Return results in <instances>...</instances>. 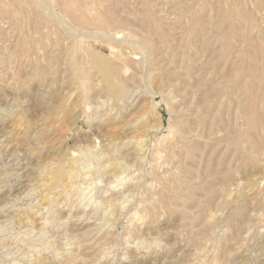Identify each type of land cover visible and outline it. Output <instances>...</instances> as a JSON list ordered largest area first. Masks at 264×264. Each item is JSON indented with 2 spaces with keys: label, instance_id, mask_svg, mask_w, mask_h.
<instances>
[{
  "label": "rangeland",
  "instance_id": "374dc122",
  "mask_svg": "<svg viewBox=\"0 0 264 264\" xmlns=\"http://www.w3.org/2000/svg\"><path fill=\"white\" fill-rule=\"evenodd\" d=\"M37 263L264 264V0H0V264Z\"/></svg>",
  "mask_w": 264,
  "mask_h": 264
},
{
  "label": "bare ground",
  "instance_id": "6f19581e",
  "mask_svg": "<svg viewBox=\"0 0 264 264\" xmlns=\"http://www.w3.org/2000/svg\"><path fill=\"white\" fill-rule=\"evenodd\" d=\"M109 68V67H108ZM106 73V72H105ZM109 73V72H108ZM107 75V74H106ZM108 76V75H107ZM109 77V76H108ZM110 78H111V76H110ZM111 80V79H110ZM109 80V81H110ZM108 85H110V84H108ZM107 86V85H106ZM115 86V85H114ZM112 88V87H111ZM114 89H116V87H114ZM112 90V89H111ZM107 91V90H106ZM117 91V90H116ZM116 92L114 91V95L112 94L111 96H112V98L114 99V97L116 96V94H115ZM109 95V94H108ZM120 95V94H119ZM111 98V97H110ZM120 98V97H119ZM117 99V98H116ZM116 99H115V101H116ZM117 102V101H116ZM144 146V145H143ZM141 148V147H140ZM145 149V148H144ZM142 150V149H141ZM143 152V151H142ZM87 154V153H86ZM88 155V154H87ZM97 155V154H96ZM99 155V154H98ZM96 158H97V156H95ZM104 157V156H103ZM111 158V157H110ZM84 159H85V157H84ZM87 159V158H86ZM98 159V158H97ZM107 159V158H106ZM67 160V165H61L58 169H57V171L55 172V178L53 179V178H51V180L53 179V181H49L50 183H48V184H54V185H56V186H58V185H60L61 184V186L62 185H66L67 186V184L69 183V182H67V178H69L70 177V175L74 172V171H77V168L75 167V161H73V160H71V159H66ZM70 160V161H69ZM108 160V159H107ZM110 160V159H109ZM76 161H78V160H76ZM88 161V160H87ZM103 161H104V159H103ZM79 162V161H78ZM77 162V163H78ZM81 162V161H80ZM83 162H85V161H83ZM96 162V161H95ZM101 162V161H100ZM109 162V167L111 168V170L112 169H117V168H119V166H121V164H120V162H119V160H116V159H112V160H110V161H108ZM65 163V164H66ZM122 163V162H121ZM64 164V163H63ZM83 164V163H82ZM123 164V163H122ZM88 165H90V164H88ZM101 165V164H100ZM106 165H108L107 163H106ZM105 165V166H106ZM83 166V165H82ZM93 167V166H92ZM91 167V168H92ZM123 167V166H122ZM102 168V167H101ZM51 169V168H50ZM81 169V168H80ZM90 170V169H89ZM102 170H104V169H102ZM101 170V171H102ZM107 170V169H106ZM105 170V171H106ZM97 171H99V170H97ZM116 171V170H115ZM90 173V172H89ZM96 173V172H95ZM99 174V173H98ZM73 175H75V173L73 174ZM73 175H71L72 177H74ZM50 176V175H49ZM97 176V175H96ZM50 178V177H49ZM71 179H73V178H71ZM50 180V179H49ZM44 181V180H43ZM70 181V180H69ZM48 182V181H47ZM45 184H46V182H45ZM47 184V185H48ZM70 184H71V182H70ZM51 186L52 185H50V187H48V188H51ZM65 186V187H66ZM43 187H45L44 186V183H43ZM46 187V188H47ZM54 186H52V188H53ZM68 187V186H67ZM55 188V187H54ZM131 188V187H130ZM126 189V188H125ZM54 190V189H53ZM67 191V190H66ZM70 191V190H69ZM126 191V190H125ZM130 191H131V189H130ZM129 191V192H130ZM70 193V192H69ZM45 195V194H44ZM48 195V194H47ZM45 199H47V198H45ZM44 199V200H45ZM44 200H41L42 202L44 201ZM50 200V199H49ZM48 203H50V201H47ZM18 213V212H17ZM21 213V212H20ZM24 216V215H23ZM28 215H26L25 217H27ZM74 217V216H73ZM28 220V219H27ZM23 246H24V244H23ZM61 249V248H60ZM40 258V257H39ZM44 259V258H43ZM42 259V260H43ZM48 259V258H47ZM39 260V259H38ZM41 260V261H42ZM40 261V260H39ZM43 261H45V260H43ZM50 261V260H49ZM46 262V261H45ZM49 263V262H48ZM38 264V263H37Z\"/></svg>",
  "mask_w": 264,
  "mask_h": 264
}]
</instances>
